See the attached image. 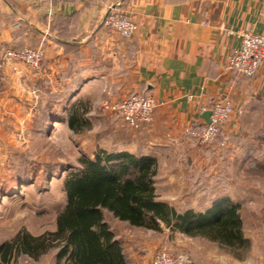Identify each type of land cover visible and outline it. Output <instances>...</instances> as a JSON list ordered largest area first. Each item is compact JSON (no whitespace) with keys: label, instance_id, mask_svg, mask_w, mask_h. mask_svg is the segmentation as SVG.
<instances>
[{"label":"crops","instance_id":"obj_1","mask_svg":"<svg viewBox=\"0 0 264 264\" xmlns=\"http://www.w3.org/2000/svg\"><path fill=\"white\" fill-rule=\"evenodd\" d=\"M110 10L137 23L133 37L121 39L104 26ZM247 31L264 33V0H57L51 5L0 0V56L10 49L41 47L44 52L37 70L12 61L3 64L0 145L11 138L12 129L29 128L36 103L55 97L73 79L74 100L93 87L105 88L108 81H115L116 75L118 81L126 79L127 75L121 76L110 61L119 59L120 63L121 59L125 65L128 58L133 62L128 72L130 87L124 95H150L157 103L153 121L134 129L132 144L139 145L136 150L140 156L157 161V177L166 176L171 190L180 191V178L194 176L186 164L207 161L189 131L207 125L204 115L218 100L229 99L234 110L221 130L220 146L228 147L225 159L235 165L237 153L243 148L247 151L240 152L246 156L242 161L251 162L250 145L259 148L264 144V65L253 78L224 69L226 57L240 47V35ZM71 49L74 61L66 54ZM254 154L257 159L260 157V151ZM217 158L218 155L214 159ZM202 169L199 175L204 179L197 188L193 190L185 183L187 190H198L200 194L198 202L190 195L196 201L190 202L189 208L203 204L209 209L213 201L209 197L225 192L241 206L244 236L251 242L254 254L244 256L236 248L163 225L164 238L151 246H166L177 255H186L190 264H264V239L258 240L249 233L250 219H260L262 225L264 216L258 218L248 212L252 202L238 199L236 182L227 186L219 180H208L222 173L208 170L206 165ZM215 196L214 199L221 197ZM166 203L175 208L173 200ZM119 237L125 242L128 264L151 263L150 256L142 250L145 242Z\"/></svg>","mask_w":264,"mask_h":264},{"label":"rangeland","instance_id":"obj_2","mask_svg":"<svg viewBox=\"0 0 264 264\" xmlns=\"http://www.w3.org/2000/svg\"><path fill=\"white\" fill-rule=\"evenodd\" d=\"M118 36L125 39L119 34ZM67 53L74 61V49ZM95 54L99 56L98 53ZM118 60L114 63V59H112L110 63L113 67H117V72L121 76L127 75L126 79L123 78L118 81L116 75L115 81H108L105 88L102 86L93 87L88 94L75 100L74 95L72 96L74 94V79L69 83L70 86L64 85L63 82V91H59L55 97H46L43 104H35L28 129L23 127L12 129L11 138L2 141L0 145V245L11 241L22 230L34 236L56 230L57 216L67 204L64 181L71 172L81 168L79 160L84 155L94 158L97 151L105 150L134 152L133 154L140 156V151L136 150L139 145L132 144L135 139L134 128L127 126L119 115L104 111L106 104L128 96L124 94L130 87L128 72L133 60L127 58L125 65L121 59L120 63ZM112 84L114 85L112 86ZM52 100L54 101L53 104ZM47 102L52 104L51 112L55 118L52 121L47 120L43 115L47 112V105H45ZM75 108L79 110L82 117L83 125L79 133L71 131L67 124L68 117ZM220 136L221 133L211 144L201 145L196 142L201 149V154H206L207 161H194L191 164L188 163L189 166L185 163L187 170L193 171L194 173L191 174L194 176L188 175L180 178L179 182L182 185L180 191L171 190L170 181L166 176L156 178V192L159 201L173 200L175 209L180 213L188 210L206 211L207 209L203 207V204L195 209L189 208L190 202H192L191 204L196 200L198 202L200 194L198 190L195 192L193 190L197 188L198 182H203L204 176H200L199 173L206 165V169L217 170L222 173L220 177L213 178L212 176L210 179L208 177V180L214 182L219 180L227 186L237 183L239 188L235 195L238 199L241 202H247V200L252 202L248 212L254 217L264 216V144L259 148L250 145V154H248L251 155V162L249 160L243 162L242 160L246 156L243 157L242 154L247 150L243 148L239 150L234 165L225 159V154H227L225 150L228 147L220 146ZM256 151H260L258 159L256 158L257 154H254ZM216 155L218 158L214 159ZM235 167H239V169L233 173L237 169ZM48 170H51L53 175L47 177ZM230 174L233 176L231 177ZM28 175H33V179L25 186H21L17 181V176L29 177ZM185 183H189L190 188L193 187V192L187 190ZM3 191L7 192L8 195ZM11 192L14 194L10 196ZM213 194L214 196H228L225 192ZM213 194L209 198L214 201L216 196L213 197ZM190 195L196 200L191 199ZM104 214L111 228L117 234L138 243L145 242V248L142 250L150 256L149 259L152 260L158 251L166 247L162 245L157 248L151 246V243L158 244L164 238L162 232L153 233L147 229L134 228L113 218L107 212ZM259 221L260 219L257 221L256 218H252L249 226V233L258 240L264 239V220L262 225L259 224ZM253 252L254 248L251 242L247 243L244 248L237 250L238 254L244 256ZM17 264L58 263L55 258V251H53L39 260H34L27 255H19L17 256Z\"/></svg>","mask_w":264,"mask_h":264},{"label":"trees","instance_id":"obj_3","mask_svg":"<svg viewBox=\"0 0 264 264\" xmlns=\"http://www.w3.org/2000/svg\"><path fill=\"white\" fill-rule=\"evenodd\" d=\"M52 104L48 103L43 114L49 121L55 119ZM67 124L74 133L81 131L82 117L77 108L69 115ZM79 163L81 168L64 181L67 204L57 216L56 230L39 236L22 230L0 245V264H17L19 255L39 260L53 251L58 264H128L125 242L111 228L105 212L134 228L161 232L163 225L236 249L248 243L241 206L227 196L214 200L204 212L180 213L159 201L158 163L154 158L128 151L99 150L94 158L84 155ZM52 173L48 170L47 177ZM28 176H17L21 186L34 177Z\"/></svg>","mask_w":264,"mask_h":264},{"label":"built area","instance_id":"obj_4","mask_svg":"<svg viewBox=\"0 0 264 264\" xmlns=\"http://www.w3.org/2000/svg\"><path fill=\"white\" fill-rule=\"evenodd\" d=\"M37 4H53L57 0H30ZM104 26L114 30L122 38L133 37L137 30V23L131 18L116 10H110L105 17ZM241 45L233 50L225 60L224 69L235 71L248 78L256 76L258 70L264 65V33L257 34L252 31L242 32ZM44 52L41 47L37 49L25 48L22 50L10 49L0 56V73L3 64L12 61L23 63L37 70L40 68ZM157 107L155 99L150 95L134 93L121 100L106 104L104 111L119 115L127 126L139 129L142 125L153 121ZM210 123L201 129H192L189 134L198 144L207 145L215 141L221 133L222 127L228 124L234 110L229 99L216 101L210 108ZM186 255H177L169 249H161L151 260L150 264H190Z\"/></svg>","mask_w":264,"mask_h":264},{"label":"water","instance_id":"obj_5","mask_svg":"<svg viewBox=\"0 0 264 264\" xmlns=\"http://www.w3.org/2000/svg\"><path fill=\"white\" fill-rule=\"evenodd\" d=\"M210 116H211V111H208L206 112V114L204 115L206 121H207V124L210 123Z\"/></svg>","mask_w":264,"mask_h":264}]
</instances>
